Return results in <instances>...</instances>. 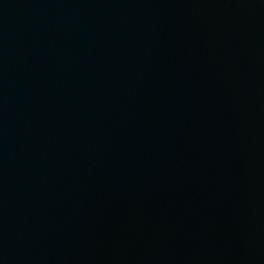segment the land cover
I'll return each instance as SVG.
<instances>
[{
	"label": "water",
	"instance_id": "95a60500",
	"mask_svg": "<svg viewBox=\"0 0 264 264\" xmlns=\"http://www.w3.org/2000/svg\"><path fill=\"white\" fill-rule=\"evenodd\" d=\"M0 264H264V0H0Z\"/></svg>",
	"mask_w": 264,
	"mask_h": 264
}]
</instances>
